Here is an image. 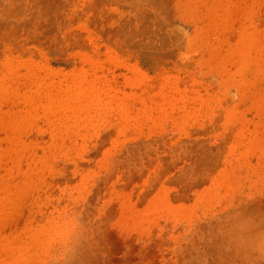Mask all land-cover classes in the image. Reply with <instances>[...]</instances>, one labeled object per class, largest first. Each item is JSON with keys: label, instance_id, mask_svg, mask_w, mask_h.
Listing matches in <instances>:
<instances>
[{"label": "rangeland", "instance_id": "rangeland-1", "mask_svg": "<svg viewBox=\"0 0 264 264\" xmlns=\"http://www.w3.org/2000/svg\"><path fill=\"white\" fill-rule=\"evenodd\" d=\"M0 264H264V0H0Z\"/></svg>", "mask_w": 264, "mask_h": 264}, {"label": "clouds", "instance_id": "clouds-1", "mask_svg": "<svg viewBox=\"0 0 264 264\" xmlns=\"http://www.w3.org/2000/svg\"><path fill=\"white\" fill-rule=\"evenodd\" d=\"M77 241L78 243H74L71 247L66 246L61 252L60 257L66 258L67 253L71 252L73 248H78L81 243H83L85 246L87 245V237L83 233H80L77 235Z\"/></svg>", "mask_w": 264, "mask_h": 264}]
</instances>
